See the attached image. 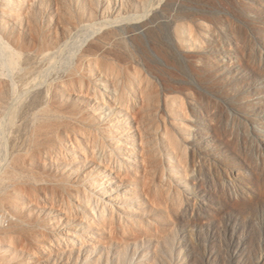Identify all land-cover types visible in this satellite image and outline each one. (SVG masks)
I'll return each mask as SVG.
<instances>
[{"label": "rangeland", "instance_id": "obj_1", "mask_svg": "<svg viewBox=\"0 0 264 264\" xmlns=\"http://www.w3.org/2000/svg\"><path fill=\"white\" fill-rule=\"evenodd\" d=\"M0 132V264H264V0H0Z\"/></svg>", "mask_w": 264, "mask_h": 264}, {"label": "bare ground", "instance_id": "obj_2", "mask_svg": "<svg viewBox=\"0 0 264 264\" xmlns=\"http://www.w3.org/2000/svg\"><path fill=\"white\" fill-rule=\"evenodd\" d=\"M91 113L95 117L101 116V112L98 109H93V111ZM0 133H2V132H0ZM8 177L10 179H15L16 178L15 174L12 171L9 172ZM22 252H23V254L25 253V255H24L25 256V260H27L29 262L27 264H31L34 261V259H35L34 254L27 252V250H23Z\"/></svg>", "mask_w": 264, "mask_h": 264}]
</instances>
